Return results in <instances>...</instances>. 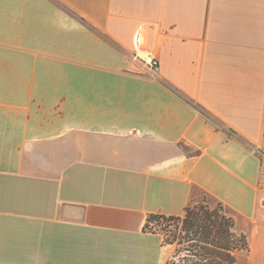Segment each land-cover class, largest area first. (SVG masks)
Returning <instances> with one entry per match:
<instances>
[{"label": "crops", "instance_id": "1", "mask_svg": "<svg viewBox=\"0 0 264 264\" xmlns=\"http://www.w3.org/2000/svg\"><path fill=\"white\" fill-rule=\"evenodd\" d=\"M256 149L264 0H0V264H165L204 194L264 264Z\"/></svg>", "mask_w": 264, "mask_h": 264}, {"label": "trees", "instance_id": "2", "mask_svg": "<svg viewBox=\"0 0 264 264\" xmlns=\"http://www.w3.org/2000/svg\"><path fill=\"white\" fill-rule=\"evenodd\" d=\"M158 224L160 228L153 227ZM145 230L161 232L174 251L165 264H239L250 252L248 235L232 209L221 201L188 205L181 215L149 214Z\"/></svg>", "mask_w": 264, "mask_h": 264}, {"label": "built area", "instance_id": "3", "mask_svg": "<svg viewBox=\"0 0 264 264\" xmlns=\"http://www.w3.org/2000/svg\"><path fill=\"white\" fill-rule=\"evenodd\" d=\"M142 34L140 31H136L135 35H134V47H135V51L133 53V60L137 61L144 69H146L149 72L154 73L156 71V69L159 66V61L157 58L153 57L151 54H147L145 56H142L138 49L142 44ZM257 150V149H256ZM258 152H260L261 156H262V167H263V171H264V152H261L259 150H257Z\"/></svg>", "mask_w": 264, "mask_h": 264}, {"label": "rangeland", "instance_id": "4", "mask_svg": "<svg viewBox=\"0 0 264 264\" xmlns=\"http://www.w3.org/2000/svg\"><path fill=\"white\" fill-rule=\"evenodd\" d=\"M204 198L207 200V202L210 204V205H215L217 202H218V200L216 199V198H214V197H212V196H208V195H202L200 198H198V200H197V202H201V201H203L204 200ZM232 213L239 219V228L240 229H242V230H245L246 229V225H245V223L242 221V219H241V217L240 216H238L237 215V213L234 211V210H232ZM153 227H157V228H160L159 226H158V224H153ZM172 252L174 251V246L172 245ZM171 252V253H172ZM249 256H250V252L248 253V254H246V255H244V256H242L241 258H240V262H239V264H251V262H250V260H249Z\"/></svg>", "mask_w": 264, "mask_h": 264}]
</instances>
